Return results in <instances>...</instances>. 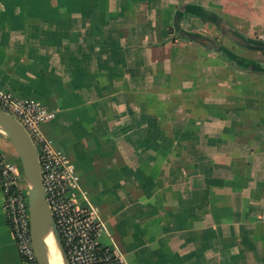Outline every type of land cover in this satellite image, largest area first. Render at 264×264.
I'll return each instance as SVG.
<instances>
[{
	"label": "crops",
	"instance_id": "0c3cea01",
	"mask_svg": "<svg viewBox=\"0 0 264 264\" xmlns=\"http://www.w3.org/2000/svg\"><path fill=\"white\" fill-rule=\"evenodd\" d=\"M228 27L264 44V0H0V91L54 113L122 264H264V48ZM0 264H28L1 182Z\"/></svg>",
	"mask_w": 264,
	"mask_h": 264
},
{
	"label": "built area",
	"instance_id": "2783aa9c",
	"mask_svg": "<svg viewBox=\"0 0 264 264\" xmlns=\"http://www.w3.org/2000/svg\"><path fill=\"white\" fill-rule=\"evenodd\" d=\"M0 109L23 125L37 150L43 193L69 264H122L123 257L116 249L98 241L103 224L96 209L81 207L70 196V191L78 188V176L68 157L44 136L41 128L54 113L33 100L2 91ZM22 178L17 167L6 163L0 153V182L8 225L21 260L38 264L31 242L27 189L19 186Z\"/></svg>",
	"mask_w": 264,
	"mask_h": 264
},
{
	"label": "water",
	"instance_id": "95a60500",
	"mask_svg": "<svg viewBox=\"0 0 264 264\" xmlns=\"http://www.w3.org/2000/svg\"><path fill=\"white\" fill-rule=\"evenodd\" d=\"M227 34L234 40L244 42L229 29ZM0 130L13 144L21 161L29 203L31 242L37 263L51 264L46 238L52 233L66 264H69L43 193L38 154L31 138L18 120L1 109Z\"/></svg>",
	"mask_w": 264,
	"mask_h": 264
},
{
	"label": "bare ground",
	"instance_id": "6f19581e",
	"mask_svg": "<svg viewBox=\"0 0 264 264\" xmlns=\"http://www.w3.org/2000/svg\"><path fill=\"white\" fill-rule=\"evenodd\" d=\"M17 155H18V153H17ZM20 164H21V162H20ZM21 167H22V165H21ZM22 172H23V170H22ZM21 188L23 190H25L23 187H21ZM46 244H47V247H48V253H49L50 263L51 264H66V262H65V260H64V258L62 256V254H61V252L59 250V246L57 244V241L55 240V238L52 235V233H49L48 234V236L46 238Z\"/></svg>",
	"mask_w": 264,
	"mask_h": 264
},
{
	"label": "trees",
	"instance_id": "16d2710c",
	"mask_svg": "<svg viewBox=\"0 0 264 264\" xmlns=\"http://www.w3.org/2000/svg\"><path fill=\"white\" fill-rule=\"evenodd\" d=\"M212 16H211V18H210V20H213L214 22H218V18H216V16L214 15V14H211ZM201 16H202V14H201ZM204 16V15H203ZM223 29H227V25L225 24V23H223ZM228 29L229 30H231L232 31V29H230L229 27H228ZM233 32L235 33V34H237L238 36H241L242 37V35H240L238 32H236L235 30H233ZM242 39H243V43H242V45H244V46H249V47H253V48H264V44L263 43H261V42H258V41H253L252 39H250V38H247V37H242ZM220 50H224L222 47L220 48Z\"/></svg>",
	"mask_w": 264,
	"mask_h": 264
},
{
	"label": "rangeland",
	"instance_id": "374dc122",
	"mask_svg": "<svg viewBox=\"0 0 264 264\" xmlns=\"http://www.w3.org/2000/svg\"><path fill=\"white\" fill-rule=\"evenodd\" d=\"M20 167H21V164H20ZM20 169H21V176H23V178L20 181V186L23 187L26 190V184H25V179H24V175H23V172H22V167Z\"/></svg>",
	"mask_w": 264,
	"mask_h": 264
}]
</instances>
